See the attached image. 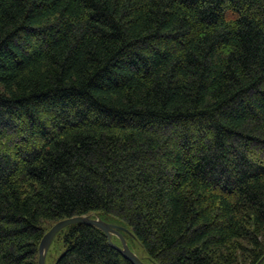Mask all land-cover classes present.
Returning <instances> with one entry per match:
<instances>
[{"label":"trees","instance_id":"1","mask_svg":"<svg viewBox=\"0 0 264 264\" xmlns=\"http://www.w3.org/2000/svg\"><path fill=\"white\" fill-rule=\"evenodd\" d=\"M88 213L145 264L260 261L264 0H0V264ZM56 235V264H132Z\"/></svg>","mask_w":264,"mask_h":264},{"label":"water","instance_id":"2","mask_svg":"<svg viewBox=\"0 0 264 264\" xmlns=\"http://www.w3.org/2000/svg\"><path fill=\"white\" fill-rule=\"evenodd\" d=\"M74 223H80L85 224L89 226H95L99 229H101L105 235L107 236L108 243L118 250L127 260H129L132 264H145L141 258L133 252L127 242L124 236L121 234L122 232L129 233V229L126 227L113 223L108 222L103 219H101L97 214L95 213H88L86 215H77V216H70L67 218H63L57 222H55L50 229L42 236L39 245H38V257H37V264H45V256L46 251L55 236V234L63 229L66 226H69ZM115 235L119 238L121 244L116 245L111 241V236ZM56 264V262H55Z\"/></svg>","mask_w":264,"mask_h":264},{"label":"rangeland","instance_id":"3","mask_svg":"<svg viewBox=\"0 0 264 264\" xmlns=\"http://www.w3.org/2000/svg\"><path fill=\"white\" fill-rule=\"evenodd\" d=\"M127 243H129V245L131 246L132 250L135 253H137L138 255L140 254V248L138 247V245L130 242V240L127 241ZM62 251H63L62 240L59 235H55L47 250L45 256V264H55L56 258L62 253Z\"/></svg>","mask_w":264,"mask_h":264},{"label":"bare ground","instance_id":"4","mask_svg":"<svg viewBox=\"0 0 264 264\" xmlns=\"http://www.w3.org/2000/svg\"><path fill=\"white\" fill-rule=\"evenodd\" d=\"M74 216H77V215H74ZM60 220H61V219H60ZM58 221H59V220H58ZM74 224H80V223H74ZM71 225H72V224H71ZM84 225H85V224H84ZM88 226H89V225H88ZM93 227H95V226H93ZM96 228H97V227H96ZM49 229H50V228H49ZM98 229H99V228H98ZM100 230H101V229H100ZM59 231H60V230H59ZM101 231H102V230H101ZM56 234H57V233H56ZM56 234H55V235H56ZM113 236H115V235H112V236H111V241H112V237H113ZM106 237H107V236H106ZM116 237H117V236H116ZM53 238H54V237H53ZM52 240H53V239H52ZM51 242H52V241H51ZM112 242H113V241H112ZM126 242H127V241H126ZM113 243H114V242H113ZM50 244H51V243H50ZM114 244H116V243H114ZM120 244H121V242H120ZM120 244H119V245H120ZM127 244H128V243H127ZM109 245H110V244H109ZM116 245H118V244H116ZM49 246H50V245H49ZM110 246H111V245H110ZM128 246H129V245H128ZM48 248H49V247H48ZM129 248H130V246H129ZM130 249H131V248H130ZM47 250H48V249H47ZM131 250H132V249H131ZM117 251H118V250H117ZM132 251H133V250H132ZM133 252H134V251H133ZM46 253H47V251H46ZM136 254H137V253H136ZM137 255H138V254H137ZM122 256H123V255H122ZM123 257H124V256H123ZM263 259H264V256L260 259V261H262ZM141 260H142V259H141ZM142 261H143V260H142ZM260 261H259V262H260ZM259 262H258V263H259ZM258 263H257V264H258Z\"/></svg>","mask_w":264,"mask_h":264}]
</instances>
